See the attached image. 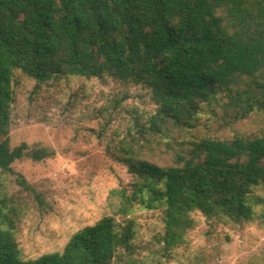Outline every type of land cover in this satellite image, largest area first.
<instances>
[{
  "label": "trees",
  "instance_id": "1",
  "mask_svg": "<svg viewBox=\"0 0 264 264\" xmlns=\"http://www.w3.org/2000/svg\"><path fill=\"white\" fill-rule=\"evenodd\" d=\"M16 70L37 84L79 75L145 87L156 109L134 117L141 133H161L170 122L194 128L203 105L220 96L227 122L264 114V0H0V170L34 191L13 163L55 149L11 145ZM122 160L134 180L119 189V210L163 208L165 241L174 246L193 228L195 211L236 223L249 215L252 188L264 183V136L196 138L172 166ZM18 215L16 200L1 194L0 264H111L132 247L133 225L106 216L61 251L23 259Z\"/></svg>",
  "mask_w": 264,
  "mask_h": 264
},
{
  "label": "rangeland",
  "instance_id": "2",
  "mask_svg": "<svg viewBox=\"0 0 264 264\" xmlns=\"http://www.w3.org/2000/svg\"><path fill=\"white\" fill-rule=\"evenodd\" d=\"M13 88L11 145L25 141L55 149L41 161L25 157L13 163L34 191L0 170V195L12 196L19 206L16 235L23 259L61 251L73 233L111 216L134 228L132 247L111 264H264V183L252 188L250 213L241 222L195 211L193 228L174 246L165 241L163 208L135 204L127 213L119 210V189L134 180L123 156L172 166L196 138L264 136L262 112L227 122L226 98L220 96L203 105L194 128L170 122L161 133H141L134 117L148 119L156 109L143 86L79 75L37 84L16 70Z\"/></svg>",
  "mask_w": 264,
  "mask_h": 264
}]
</instances>
